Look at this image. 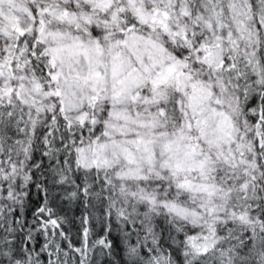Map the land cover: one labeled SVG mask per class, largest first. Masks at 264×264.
Returning <instances> with one entry per match:
<instances>
[{
	"label": "snow or ice",
	"instance_id": "1",
	"mask_svg": "<svg viewBox=\"0 0 264 264\" xmlns=\"http://www.w3.org/2000/svg\"><path fill=\"white\" fill-rule=\"evenodd\" d=\"M0 264H264V0H0Z\"/></svg>",
	"mask_w": 264,
	"mask_h": 264
}]
</instances>
